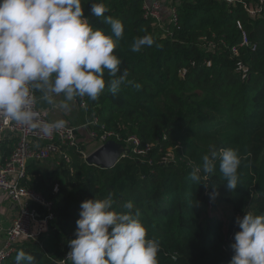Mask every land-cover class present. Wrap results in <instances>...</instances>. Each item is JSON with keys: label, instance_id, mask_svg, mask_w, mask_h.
Returning a JSON list of instances; mask_svg holds the SVG:
<instances>
[{"label": "trees", "instance_id": "16d2710c", "mask_svg": "<svg viewBox=\"0 0 264 264\" xmlns=\"http://www.w3.org/2000/svg\"><path fill=\"white\" fill-rule=\"evenodd\" d=\"M92 3H103L105 17L123 23V36L113 37L114 54L129 76L116 94L106 85L97 100L76 99L90 132L112 133L106 141L127 152L111 168L88 163L75 148L68 149L70 162L31 160L23 184L53 201L54 215L45 231L19 240L3 264H16L20 250L35 264H71L66 257L81 203L110 195L113 210L126 211L131 201L139 211L147 237L160 245L159 264H229L237 218L264 214V16L251 18L239 1L175 0L179 28L171 20L161 27L145 15V0H84V15L109 35L104 17L92 15ZM238 20L255 48L240 46ZM148 34L154 44L132 52L135 39ZM240 59L249 69L245 78L236 69ZM104 78L111 79L108 70ZM131 136L140 144H132ZM16 142L3 136L1 155L10 156ZM224 148L241 158L237 188H227L219 160L213 174L201 171V184L194 182L191 174L202 169L203 156ZM33 206L46 214L43 205Z\"/></svg>", "mask_w": 264, "mask_h": 264}, {"label": "clouds", "instance_id": "9594fccd", "mask_svg": "<svg viewBox=\"0 0 264 264\" xmlns=\"http://www.w3.org/2000/svg\"><path fill=\"white\" fill-rule=\"evenodd\" d=\"M83 4L84 0H0V117L39 130L41 138L64 129L67 121L42 120L35 107L38 103L47 104L48 112L68 110L77 97L97 100L106 85L116 94L129 76L127 69L121 73L122 62L114 54L113 37L123 36V23L105 17L108 8L103 3H92V15L104 17L112 35L94 28ZM153 44V37L144 35L135 39L131 51L139 53ZM105 70L111 77L108 81ZM202 160V169L197 167L191 174L194 182L201 184V171L213 174L219 160L227 188H237L241 158L235 150L212 149ZM113 204L111 195L81 203L67 260L71 264H159L160 245L147 237L133 203H125L126 211L121 212L113 210ZM237 224L240 231L235 233L229 264H264V214L247 212L237 218ZM15 262L35 264V257L20 250Z\"/></svg>", "mask_w": 264, "mask_h": 264}, {"label": "built area", "instance_id": "2783aa9c", "mask_svg": "<svg viewBox=\"0 0 264 264\" xmlns=\"http://www.w3.org/2000/svg\"><path fill=\"white\" fill-rule=\"evenodd\" d=\"M229 3L235 4L238 1L248 12L251 18L264 16V0H227ZM256 3V4H255ZM145 15L152 17L157 26H165L162 15V2L155 0L151 5L145 4ZM171 22L179 28V20L176 6L171 8ZM237 26L241 31L240 46L252 45L249 34L245 25L241 20L237 21ZM215 46L213 41H209V48ZM253 48L256 44L252 45ZM238 46L232 47V52L238 55ZM211 65V61L207 62ZM236 69L241 72L242 78L248 74V66L243 60L237 61ZM186 72V69L183 73ZM41 113V119L52 121L48 111L35 106ZM112 133L105 132L99 136L98 132L91 131L90 138L92 140H100L101 144L106 141L107 137ZM9 135L16 139V145L8 157L0 154V194H6L8 198L18 205V214L11 225L6 229V238L3 246L0 248V264L15 250V244L19 240L30 237H36L45 231L48 222L53 218V201L48 200L42 193L33 188H29L23 184V179L27 177V165L31 160L47 161L61 158L65 162H70L71 154L69 148H75L86 159L90 153L87 149L80 147L77 135V128L68 124L59 132L52 136L41 138L42 133L39 130H33L25 126L18 125L16 122L6 120L0 117V141L3 136ZM132 144H140V140L135 137H129ZM137 153H144V149L135 148ZM57 189V187H56ZM34 203L41 204L46 209L45 215H40Z\"/></svg>", "mask_w": 264, "mask_h": 264}, {"label": "crops", "instance_id": "0c3cea01", "mask_svg": "<svg viewBox=\"0 0 264 264\" xmlns=\"http://www.w3.org/2000/svg\"><path fill=\"white\" fill-rule=\"evenodd\" d=\"M155 0H145V4L151 5ZM162 2V15L164 24L171 20V8L174 6L175 0H160ZM39 95V94H37ZM63 96L57 97V100H62ZM70 103V108L68 110H56L54 112H48L51 120L64 119L68 124L77 128V135L79 144H86L87 148L90 147L92 140L90 138V126L86 124L85 118L86 114L84 110L77 103L75 99ZM38 105L48 111V105L40 102ZM101 143V141H100ZM98 147V145H97ZM96 149V147H95ZM94 149V150H95ZM1 154V153H0ZM18 214V205L11 201L6 194H0V248L3 246L6 238V229L13 222Z\"/></svg>", "mask_w": 264, "mask_h": 264}, {"label": "water", "instance_id": "95a60500", "mask_svg": "<svg viewBox=\"0 0 264 264\" xmlns=\"http://www.w3.org/2000/svg\"><path fill=\"white\" fill-rule=\"evenodd\" d=\"M126 152L127 149L123 144L115 140H107L92 151L86 161L102 168H111Z\"/></svg>", "mask_w": 264, "mask_h": 264}, {"label": "rangeland", "instance_id": "374dc122", "mask_svg": "<svg viewBox=\"0 0 264 264\" xmlns=\"http://www.w3.org/2000/svg\"><path fill=\"white\" fill-rule=\"evenodd\" d=\"M100 144V141H92L91 143H90V147L89 148H87V153H91L92 151H94V149H95V147H97V145H99ZM52 161H54V160H52ZM52 166L53 165V163H48L47 164V166ZM48 166V167H49Z\"/></svg>", "mask_w": 264, "mask_h": 264}]
</instances>
